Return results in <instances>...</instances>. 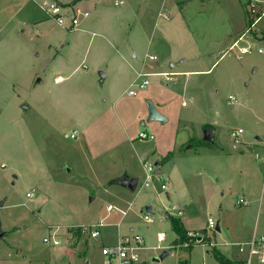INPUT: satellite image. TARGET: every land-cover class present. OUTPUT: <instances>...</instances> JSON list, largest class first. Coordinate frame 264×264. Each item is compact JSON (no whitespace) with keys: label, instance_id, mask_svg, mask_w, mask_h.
<instances>
[{"label":"rangeland","instance_id":"obj_1","mask_svg":"<svg viewBox=\"0 0 264 264\" xmlns=\"http://www.w3.org/2000/svg\"><path fill=\"white\" fill-rule=\"evenodd\" d=\"M248 1L123 0L114 8L104 0L116 18L112 30L95 23L92 8L63 4L62 15L79 20L70 30L49 17L45 0H0V264H107L103 247L122 236L140 238L137 264H201L202 248L171 247L176 235L164 213L171 204L183 211L168 216L187 231L205 230L226 254L247 251L254 230L264 236V164L255 159L264 153V54L257 52L264 15L250 27L257 15ZM252 1L259 15L264 0ZM242 35L254 40L239 58L228 41ZM121 55L126 67L154 74L147 87L138 89L145 78L136 75L113 81ZM103 58L108 77L99 84ZM129 90L138 92L129 97ZM148 102L166 122L147 121ZM206 128L212 143L203 141ZM144 130L155 139L139 141ZM144 165L165 172L171 200L156 181L144 187ZM124 174L138 180L135 191L111 184ZM147 205L152 224L143 220ZM98 223L107 226L93 239L89 229Z\"/></svg>","mask_w":264,"mask_h":264},{"label":"built area","instance_id":"obj_2","mask_svg":"<svg viewBox=\"0 0 264 264\" xmlns=\"http://www.w3.org/2000/svg\"><path fill=\"white\" fill-rule=\"evenodd\" d=\"M121 5H122V2H115V6H121ZM256 6H257V2H254L252 0L248 1V10L251 15H257ZM44 7L49 17L52 18L59 26L70 29V30H73L78 26L79 24L78 18L76 16H72L68 19L65 18V16H63L61 13L62 7L58 5L57 3L51 2V1L47 2L46 0V2L44 3ZM87 15L88 14L85 13L84 17H86ZM257 20H258V16L254 19L250 27L254 25ZM234 48H238L239 58L242 55L250 53L251 51L250 44H248L247 46L238 47V44L234 43L230 47V49H234ZM257 52L259 54H264V50H261V49H259ZM150 59L154 60L156 58L150 57ZM150 75L151 74H139L138 79L148 78ZM148 84H149V81L147 79H143L137 85V87L139 90H141V89H144ZM135 94H136V90H131L128 92V95H131V96ZM229 100H230V104L237 102L234 97H230ZM182 105L184 106L185 104L182 103ZM242 133H243V130L238 129L231 134L232 138H234L235 146L240 144L237 137L241 135ZM71 138H74V134L71 135ZM138 139L141 141H150L154 139V136L147 131H141L138 134ZM255 159L264 164V153L263 154L257 153L255 155ZM144 167H145V180L143 183L144 187L149 188L152 182L156 181L159 183V188L162 192L167 191L168 190L167 179L161 175L155 174L153 167L149 165H144ZM33 197H34V190L26 193V198L31 199ZM238 204H244V201L241 199L238 202ZM170 210L178 211V207L176 205H170L168 208H166V211L169 212ZM107 211L112 212L113 208L111 206H108ZM143 220L145 221L146 224L153 223V220L149 217L148 214H145V216L143 217ZM103 227H104L103 223H98L95 226H91L89 229V237L93 239L100 237V234H101L100 230ZM214 227H215L214 221L211 218H209L207 221V228L214 229ZM79 229L83 233L87 232V229L85 227H81ZM187 238H189L190 240H193L194 243H199L202 239V235L201 233H198V232H195V233L187 232ZM140 241L141 240L138 236H134L132 241L128 240L127 238H122L114 246L103 247L102 254L109 259L108 264H112V261H115L116 262L115 264H137L138 258H139L137 252L139 251L140 247H137L135 244H139ZM44 243H49V240L44 239ZM59 244H60L59 239L55 237V239L52 242V245L58 246ZM183 247L187 248L188 243L185 242L183 244ZM247 248H248L247 249V259L245 260L244 264H255V262H257V264H264V236L254 235L251 242L247 244ZM240 251H242V247H240Z\"/></svg>","mask_w":264,"mask_h":264},{"label":"crops","instance_id":"obj_3","mask_svg":"<svg viewBox=\"0 0 264 264\" xmlns=\"http://www.w3.org/2000/svg\"><path fill=\"white\" fill-rule=\"evenodd\" d=\"M19 1H21V0H19ZM46 1V0H45ZM55 1V3L57 2V3H59V5L60 6H62L63 4H68L70 7H72V9H78V8H80V7H90V8H92V12L94 13V15L96 16V18H95V23L97 24V25H99V26H101V25H104L105 26V22H107V24H106V26H108V27H110V26H113V25H115L116 24V18H114L113 17V19L111 18V16L109 15V13L107 12V10H106V7H105V5L103 4V2H104V0H67L66 2H64V0H54ZM177 2H178V0H176ZM115 2H122V5L121 6H123L124 5V2H123V0H114V2H113V7L114 8H118V7H121V6H115ZM9 8H13L12 6H10ZM256 9H257V6H256ZM257 11V10H256ZM264 15V11H262L259 15L257 14V16H258V20L256 21V22H258L259 21V19L262 17ZM90 16V14H88L86 17H84V18H87V17H89ZM120 16V15H119ZM168 19V18H167ZM122 22H123V20H122ZM125 22H123V24H124ZM79 25V24H78ZM78 27V26H77ZM76 27V28H77ZM110 29L112 30V27H110ZM106 32V34H108L109 32H110V30H108V31H105ZM256 38H257V36H256ZM230 40L228 41L229 42V45H228V48L230 49V47L234 44V43H237L238 44V46H240V44H242L243 46H244V43H248V41L250 40V41H252V40H254V39H247V35H242V36H240V37H238V38H234V37H230L229 38ZM258 39H260V40H257V39H255V40H257V41H261V38L260 37H258ZM244 40V41H243ZM262 40H264V39H262ZM250 44V43H249ZM241 45V46H242ZM117 56V55H116ZM135 57V56H134ZM104 58L102 59V60H98L97 61V64H96V68H95V71H99L98 73H103L104 74V79L103 80H101L100 79V76H99V80H97V82L100 84V83H104V81H105V79H107V74H108V72L107 73H104L103 71H102V68L104 67ZM117 61H119L118 63L119 64H115V66H114V68H115V72H114V74H113V81L115 82V83H124V82H133L134 80H135V75H136V77H137V79H138V75L139 74H151L150 76H152V75H154V74H152V73H150V72H146V71H143V72H138V71H134V69L132 68V69H130V68H128V67H126V65H124V62L123 61H126L125 60V58H123V56L121 55L120 56V58H118L117 59ZM131 67V66H130ZM171 67H172V65H171ZM130 71H132V73H130ZM200 72H202V71H186V72H183L184 74H194V73H200ZM177 74H179V73H182V72H176ZM175 72H162V73H160V74H164V75H168V74H176ZM149 76V77H150ZM148 77V78H149ZM140 79V78H139ZM146 79V78H145ZM62 80V78L61 77H59V76H57L56 78H55V82H59V81H61ZM148 80V79H147ZM149 81V80H148ZM38 84H40L41 83V81L40 82H37ZM113 85V82L111 83V86ZM131 85V84H130ZM129 85V86H130ZM149 85V84H148ZM147 85V86H148ZM146 86V87H147ZM142 90V89H141ZM129 91H131V90H129ZM128 91V92H129ZM128 92H127V95H128ZM138 92V91H137ZM137 92H136V94H137ZM136 94L135 95H133V96H136ZM129 97H133V96H131V95H128ZM117 100V99H116ZM116 100H115V102H116ZM183 106V105H182ZM24 107V106H23ZM133 107L135 108V112L137 113V114H143L144 112L142 111V109H140V103L138 102V103H135V104H133ZM184 107V106H183ZM163 117H164V115L165 114H163L162 112H160V110H158V108L156 109ZM127 113V112H126ZM121 114H124V112H122ZM145 114L146 115H148V110L147 111H145ZM165 118V117H164ZM167 120V119H166ZM149 122V121H148ZM144 125V124H143ZM144 131H146V130H144ZM148 132V131H147ZM74 134V138L76 137V133L74 132L73 133ZM73 134H71V135H73ZM214 135V134H213ZM69 138L70 139H74V138H71V136H69ZM155 139V138H154ZM153 139V140H154ZM139 140V139H138ZM153 140H150V141H141V140H139V141H141V142H151V141H153ZM256 140V139H255ZM257 141V140H256ZM258 143H261V138H260V141H257ZM261 146H263V145H261ZM140 160H142V158L140 159ZM143 162H145V161H143ZM160 164H161V162L160 161H156V163H155V166H160ZM67 170V172H70V168L69 169H66ZM157 174L158 175H161V176H163L164 178H166L167 179V182H169V180H168V178L166 177V175H165V172H163V170L162 171H158L157 172ZM124 175H127V174H124ZM128 176V175H127ZM119 186V185H118ZM137 187V186H136ZM170 183H168V190L167 191H165L164 193L167 195V197H168V201L169 200H171V196L169 195V193H168V191L170 190ZM157 193V192H156ZM171 205H176L177 207H178V215L180 216V214H182V211H183V209L180 207V205L179 204H171ZM151 207V212H152V206H150ZM166 208H168V207H164V213H165V216H168V214H169V212H167L166 211ZM151 212H150V214H151ZM150 214H148V215H150ZM209 219V218H208ZM153 220V219H152ZM180 220V219H179ZM181 221V220H180ZM208 221V220H207ZM107 225H104V227H106ZM119 224L117 225V228H119ZM206 226H207V223H206ZM103 227V228H104ZM215 227H218L219 228V226H218V223H216L215 224ZM79 228H81L80 226H77V232H79L80 231V229ZM132 230V229H131ZM199 231H201V230H196V231H189L188 230V232H199ZM221 230H220V228H219V231H218V233L220 232ZM81 232V231H80ZM215 232H217V231H215ZM254 235H260V236H263V234H257V230H254V232H253V235H252V238H253V236ZM159 236H160V239L162 240V239H164V237H163V234H159ZM208 236L210 237V239H211V244L212 245H208V244H199V245H196V246H194L193 248H192V250H190V253L192 254L193 252H195L196 250H199L200 248H202V251H201V256H200V262H201V264H218L217 262H216V260L214 259V257H213V255H212V253H211V249L214 247L216 250H218L226 259H228V260H230V261H232V262H234V263H239V264H244V262H245V260L247 259V251L245 250V249H243L242 248V251H240V247H242V246H236V247H238V250L237 249H231V251L228 253V254H226V253H224V252H222L220 249H218V246L216 245V243L214 242H212L213 241V239H212V237L208 234ZM81 237V236H80ZM122 238H126L125 236H122V237H120V239H122ZM216 238V237H215ZM252 238H251V240H252ZM59 239V241H60V244H61V240H60V238H58ZM120 239L118 240V242L120 241ZM176 239V238H175ZM175 239L172 241V243H171V247L172 246H174V248H176V247H178V246H175V244H174V241H175ZM247 242V241H246ZM245 242V243H246ZM249 242V241H248ZM247 242V243H248ZM251 242V241H250ZM249 242V243H250ZM246 243V244H247ZM59 244V245H60ZM247 246V245H246ZM235 247V246H234ZM185 248V247H184ZM167 253V252H166ZM167 256H168V253H167ZM166 256V257H167ZM108 264V263H107ZM255 264H257V262H255Z\"/></svg>","mask_w":264,"mask_h":264},{"label":"water","instance_id":"obj_4","mask_svg":"<svg viewBox=\"0 0 264 264\" xmlns=\"http://www.w3.org/2000/svg\"><path fill=\"white\" fill-rule=\"evenodd\" d=\"M100 79L103 80L104 79V74L103 73H99ZM37 82H40V80H38ZM147 110H148V118L147 121H159L161 123L166 122V119L156 110L155 106L153 105L152 102H148V106H147ZM24 109H26V107H24ZM144 123H141V125H143ZM213 134L214 131L211 128H206L203 131V141L204 142H213ZM257 141H260V137H256ZM138 180L136 178H129L127 175H123L122 177H119L115 180H113L111 182L112 185H119L122 187L127 188L130 191H135L136 186H137ZM2 205V204H1ZM145 211L146 214H150L151 212V207L150 205H147L145 207ZM215 231H219V228L216 227ZM3 234L0 231V237H2ZM167 256V253L164 252L159 259L162 260ZM158 259H155V261H157Z\"/></svg>","mask_w":264,"mask_h":264},{"label":"trees","instance_id":"obj_5","mask_svg":"<svg viewBox=\"0 0 264 264\" xmlns=\"http://www.w3.org/2000/svg\"><path fill=\"white\" fill-rule=\"evenodd\" d=\"M252 23H250L251 25ZM168 217V221L170 223L171 229L172 231L175 233L176 235V239L174 241L175 246H182L185 242L188 243V250H192V248L196 245L199 244H208L211 245V239L210 237L207 235V233L205 232V230H201L198 233H201L202 235V239L199 243H194L193 240H190L189 238H187V230H185V228L183 227V223L174 217L171 216H167ZM211 253L214 257V259L216 260V262L218 264H239V263H234L228 259H226L218 250H216L214 247L211 249Z\"/></svg>","mask_w":264,"mask_h":264}]
</instances>
